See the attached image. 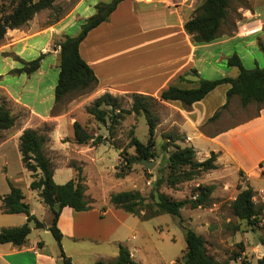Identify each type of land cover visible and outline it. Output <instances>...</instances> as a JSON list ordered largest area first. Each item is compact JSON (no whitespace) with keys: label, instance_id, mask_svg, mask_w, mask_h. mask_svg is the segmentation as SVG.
Here are the masks:
<instances>
[{"label":"crops","instance_id":"obj_1","mask_svg":"<svg viewBox=\"0 0 264 264\" xmlns=\"http://www.w3.org/2000/svg\"><path fill=\"white\" fill-rule=\"evenodd\" d=\"M84 1L77 0L72 11L50 27L40 29L31 21L30 26L8 30L0 45V105L4 102L16 120L13 128L1 133L0 153L8 144H13L19 150L23 132L33 129L47 136L49 151L59 157V165L53 167L56 183L58 177L63 180L59 185L73 180L77 175L73 163H82L79 167L82 168L86 200L93 209L69 214L68 218L74 220L71 227L75 233L71 237L75 242L89 238L83 237L84 227H88V230L93 228L75 220L76 216L106 217L107 212L96 210L95 203L88 199V191L93 184L100 187L103 185L107 167L106 159L103 157L104 152L111 157L121 151L119 148H114L110 139H107L108 141L103 145L104 150L95 147L91 150L87 147L86 149L89 150L87 155L92 160L83 159L78 154V149L83 145L75 142L73 130L74 123L79 122L78 116L81 112L85 113L87 108L105 93L119 98L120 101L129 98L128 95L132 94L159 99L160 94L170 86L181 89L196 88L197 81L205 70L220 72L225 77L235 79L239 75L238 69L228 67L227 64V59L235 54L242 61L245 56L253 57L258 67L264 64V60L258 57V53L264 57V52L259 46L260 43L264 46V0L232 1L227 19L221 27V37L209 44L194 43L184 29V24L192 17L200 0H193L191 4L179 8L168 7L162 2L125 0L118 5L109 21L92 30L80 45L81 57L93 69L98 79V86L89 94L68 101L60 113L53 114L57 81H54V77L49 80L51 76L49 70H55L56 75L60 71V47L54 45L55 38L56 35H65L73 21L83 23L85 19L95 14V8L93 11L91 6L84 5ZM101 2L103 1L99 3ZM230 27L232 29H229ZM109 38L113 41L107 45L106 39ZM29 53L45 54L41 68L30 76L12 74L13 70L21 68V63L15 57L30 61L24 58ZM144 60L149 61L144 64ZM192 70L197 71L199 78L190 74ZM181 77H184V80H181ZM230 87V85L219 86L205 99L189 108H185L180 102L160 101L162 105L173 107L176 112L174 118L170 116L164 118L159 127L164 128L167 125L168 128H177L186 138L182 146L194 148L197 158L201 153L206 160L212 152L216 153L218 169L206 175L210 180L222 183L224 190L234 186L232 182L224 179L230 176V170H235L238 175L242 172L237 183L233 180L235 185L240 184L243 189L250 186L254 191H264V186L257 187L250 182L252 178L262 179L258 170L260 164L264 162V106L258 109L256 115L244 122L232 127L215 124L209 133L204 131L207 122L227 103V91ZM233 101L234 98L228 106ZM130 102L132 103L131 99ZM244 109L253 113L255 108L249 105ZM136 118L134 114L130 115L129 122L135 123ZM45 127L50 129L45 131ZM105 128V132L98 131V135L103 136L104 139L109 138ZM198 161L204 160L198 159ZM29 174L27 187L30 188L33 178L30 172ZM9 192L0 197L6 196ZM69 209L71 208L62 211L58 222L63 239L68 232L64 229L68 220L64 214ZM31 210L35 212L34 209ZM47 228L46 231L49 232ZM4 245L11 247L5 250L1 248L0 264H17V262L19 264L26 244L22 248L12 244ZM43 246L44 244L39 242L31 248L37 254L38 264H53L54 258L38 251ZM123 246L130 250L133 259L140 264L165 262L156 247L147 248L143 243ZM261 246L264 245L260 243L249 248L252 260L242 264H256L261 256L255 251H259ZM176 261L177 259H172L169 264H176Z\"/></svg>","mask_w":264,"mask_h":264},{"label":"trees","instance_id":"obj_2","mask_svg":"<svg viewBox=\"0 0 264 264\" xmlns=\"http://www.w3.org/2000/svg\"><path fill=\"white\" fill-rule=\"evenodd\" d=\"M125 0H113L111 3H98L95 6V14L85 19L81 25L77 36L71 37L62 35L61 40L55 45L60 47L59 51V76L55 87V106L53 114L60 113L71 97L83 96L92 92L98 86V79L93 69L83 60L80 54V45L88 34L109 21L110 16L117 9L118 5ZM234 0H202L194 11L192 17L184 24V29L192 37L194 43L209 44L221 37V27L225 23L230 5ZM55 0H18L17 5L9 14L0 16V45L8 30L20 29L27 25L38 13L44 10H54ZM64 17L58 16L50 26L58 23ZM264 52V46L259 44ZM45 54H41L32 61H25L15 57L21 63V68L13 70L15 75L26 74L28 76L36 73L42 65ZM228 67L237 68L239 75L237 78L223 77L210 81L199 78L196 70L191 71V75L199 78L198 87L191 89H181L170 86L164 90L159 99L142 94H132L128 97L132 100L129 109L122 107L119 98L105 93L97 98L88 108L87 113L98 123L107 127L108 137L90 134L87 128L80 122L73 125L75 142L79 145H87L90 142L94 146L107 142L114 136V130L118 125L132 114L136 117L144 116L148 126L149 138L145 144L134 136L131 132L129 148H134V154L124 157L126 168L120 177L127 176L132 166L141 161L156 160V129L160 117L154 112L155 107L161 102H180L185 108L202 101L222 85H230L227 91V103L222 107L225 109L230 104L233 97L237 96L243 108L251 104L264 105V68L256 67L247 69L238 55H233L227 59ZM184 80V77L180 78ZM220 116V111L209 120L214 121ZM15 118L12 116L3 102L0 105V137L1 133L15 126ZM108 139V140H107ZM166 145L164 151L171 149L168 158H164L157 169L158 176L155 183L157 193L156 201L147 202V198L140 192L125 191L112 194L110 203L119 207L127 213L139 218L142 221L152 220L163 214H170L180 219L182 223V210L187 206L192 209L207 208L210 206L211 197L216 189V185H199L194 198L175 201L169 198L159 189L163 185L174 187L176 185L196 180L202 173H208L218 169V155L214 152L203 162L197 160V152L192 147H183L185 136L179 131L167 133L163 136ZM47 136L37 130L27 129L20 137L19 150L22 156L24 168L31 173L33 182L30 189L37 191L42 203L49 209L52 220L47 228L57 241L61 250L62 264H73L72 259L67 257L62 249L63 233L58 222L62 211L71 208L76 212H86L92 210V206L86 200V187L82 176V168L74 166L77 175L66 184L59 185L54 180V169L52 161L44 153L47 144ZM123 156V152L119 155ZM167 171V174H165ZM242 175V172H241ZM10 192L2 201V211L5 214H24L27 223L22 227L5 228L0 231V244H12L22 248L31 234V223L37 228H44L45 225L32 213L30 205L26 202L23 189L9 182ZM239 193L230 203L233 215L240 222H245L253 228L258 227L264 220L262 218L263 208H258L254 201V190L250 186L243 189L239 186ZM155 199V197H154ZM103 213L106 211H102ZM239 229V228H238ZM186 250L176 261V264H231L241 256L236 254L233 258L220 261L208 252L207 241L204 236L197 234L193 229L185 228ZM264 245V237L261 242ZM245 252V251H243ZM94 264H140L136 262L130 250L119 245V252L116 259L112 261H97ZM256 264H264V257L257 260Z\"/></svg>","mask_w":264,"mask_h":264},{"label":"rangeland","instance_id":"obj_3","mask_svg":"<svg viewBox=\"0 0 264 264\" xmlns=\"http://www.w3.org/2000/svg\"><path fill=\"white\" fill-rule=\"evenodd\" d=\"M100 1L111 3L113 0H85L84 5L91 6V9L94 11L95 4ZM201 1L202 0L199 1V4ZM56 2L54 10H44L31 20L38 28L44 29L50 27L49 24H51L58 16L65 18L72 11L77 0H57ZM17 3L18 0H0V16L2 14H9ZM81 25L82 21H73L67 29L66 35L71 37L77 36L80 32ZM27 26H30L29 23L24 27ZM229 29L232 28L230 27ZM62 35H56L54 45L61 40ZM106 40L107 45L113 41L110 38ZM39 56L40 53H29L24 58L32 61ZM261 56L262 55L258 53V57L263 61L264 57ZM148 61L149 60H144L143 62L146 64ZM242 62L247 69H255L258 67L254 62V58L250 56H245ZM225 68L226 67L224 66V69ZM259 68H264V64ZM49 71L51 72L49 80L51 81V77H54V81H58L59 74L56 75L55 70L53 69H50ZM222 77L225 76L220 72L214 73L206 70L200 76L201 79L210 81L218 80ZM77 97L81 96L71 97L69 101H72ZM233 98L234 101L230 106L225 109L221 108L218 119L207 122V126H205L206 128L204 130L206 133H209L215 124L232 127L238 123L244 122L246 119L256 115L258 109L264 106L251 104L255 108L252 113L242 107L240 99L237 96ZM121 104L125 109L130 108V99H121ZM154 112L160 117L155 136L157 143L155 151L158 158L156 160H151L156 162L155 168L153 170H148L139 162L132 166V170L127 176L120 177V174L125 173L123 171L124 168H126V164L123 160L124 157L134 154V148H129L132 136L131 132H133L134 136L145 144L148 142L149 138L145 117H137L135 123H131L129 122L130 119L128 116L126 118V120L128 119V122L125 120L118 125L114 130L113 138L109 140L114 148H119L121 151L117 155L115 154L111 157H108L105 152L103 154L104 159H106L107 167L102 187L93 184L88 191V199L92 203H95L96 210L100 212L106 211L107 215L106 217H99L98 215L97 217H92V215L89 217L86 215H82V217H80L81 215L79 217L76 216L74 218L75 220L84 225L93 226V228L88 230V227H84L85 230L83 231V237L89 238H84L85 240H78L75 242L74 238L71 237L72 234L75 233L74 229L71 227L74 220H72L73 218L70 220L68 217L70 216L69 214H74V212L78 214L80 212L71 209L66 211L64 216H66V219L68 220L65 219L67 226L64 229L68 232L66 231L67 235L62 241V249L64 253L67 257L72 259L73 264H92L100 260L112 261L113 259H116L120 244L132 245L143 243L147 248L156 247L159 249L161 256L165 259V262L159 261V264H169L172 259L178 260L183 256L186 250L185 228H190L197 234L204 236L208 242V252L218 260H228L233 258L236 254H239L241 257L237 260L238 262L234 260L231 261V264H242L247 262V260H252L251 249L249 248L255 247L262 242L264 237V220L258 227L253 228L248 226L245 222H240L234 217L230 203L240 192L238 189L239 186L243 188L240 184L235 185L233 181L235 180L237 183L241 176V174H239V176L235 170H230V176L227 179H224V181L228 180L234 184L229 190H224L222 183L219 184L217 181L210 180L206 173H202L194 181L185 182L174 187H169L168 185L161 186L159 189L160 192L175 201H182L194 198L199 185L217 184L211 197L210 206L197 209H192L190 206H187L182 210V223L179 218L170 214H163L152 220L142 221L110 203V197L112 194L125 191L140 192L147 198L148 203L156 201L157 193L154 187L158 176L157 169L160 167L164 158H168V152L171 150L168 149V152L164 151L163 146L166 145V141L163 139V136L167 133L178 131V129L168 128L167 125L164 128L159 127L164 118L168 116L174 118L176 111L173 107L159 103L155 107ZM78 120L87 128L90 134L95 136V138L99 134L98 131L105 132V126L91 117L87 113V110L85 113L81 112L79 114ZM49 129L50 127H45V131H48ZM48 143L44 149V153L52 160L53 167H57L59 165V157L56 153L49 151ZM105 144L104 141L103 143L94 146L92 142H90L79 148L78 154L81 155L83 159L92 160L88 157L87 154H89V150L86 148L90 147L91 150H93V147H95L104 150L103 145ZM121 152H123L122 157L119 156ZM198 159L205 160L201 153L197 160ZM73 164L76 167L82 165L80 162ZM258 171L260 178H262L260 170ZM258 171L256 170V173H258ZM165 174H167V171ZM29 176V172L23 167L20 151L13 144H8V146L0 153V195L9 192V182L21 187L26 197V202L30 205L31 209H34L35 211L32 213L45 225L44 228H37L34 223H31L30 226L32 231L28 237L26 246L23 249L24 255L20 257L19 264H38L37 254L33 252L31 248L39 242L44 244L41 250H38L40 253L54 258L53 264H62L60 247L50 231H46V228L51 223L52 215L49 209L42 203L38 192L27 187ZM250 182L257 187L264 186V179L252 178ZM57 183L62 184L63 180L58 177ZM254 193V201L258 208H263L262 218H264V195L260 190L254 191ZM26 223L27 218L24 214H5L2 211V202L0 200V231L5 228L22 227ZM9 247L11 246L0 244V250L1 248L5 250ZM255 252L257 253L258 251L256 250Z\"/></svg>","mask_w":264,"mask_h":264},{"label":"built area","instance_id":"obj_4","mask_svg":"<svg viewBox=\"0 0 264 264\" xmlns=\"http://www.w3.org/2000/svg\"><path fill=\"white\" fill-rule=\"evenodd\" d=\"M193 0H153L150 2H162L168 7L171 8H179L181 6H185L187 4H191ZM260 174L262 175V179H264V162H262L259 166ZM261 193L264 195V191H261Z\"/></svg>","mask_w":264,"mask_h":264},{"label":"water","instance_id":"obj_5","mask_svg":"<svg viewBox=\"0 0 264 264\" xmlns=\"http://www.w3.org/2000/svg\"><path fill=\"white\" fill-rule=\"evenodd\" d=\"M141 164L147 168L148 170H153L156 166V162L155 161H141ZM259 255L261 257H264V246H261L260 250L258 251Z\"/></svg>","mask_w":264,"mask_h":264},{"label":"bare ground","instance_id":"obj_6","mask_svg":"<svg viewBox=\"0 0 264 264\" xmlns=\"http://www.w3.org/2000/svg\"><path fill=\"white\" fill-rule=\"evenodd\" d=\"M146 1L150 2V1H153V0H146Z\"/></svg>","mask_w":264,"mask_h":264}]
</instances>
